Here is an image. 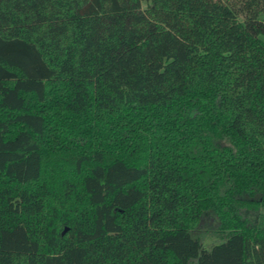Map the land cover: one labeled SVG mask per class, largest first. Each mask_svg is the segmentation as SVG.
<instances>
[{
    "label": "trees",
    "instance_id": "16d2710c",
    "mask_svg": "<svg viewBox=\"0 0 264 264\" xmlns=\"http://www.w3.org/2000/svg\"><path fill=\"white\" fill-rule=\"evenodd\" d=\"M0 264H264V0H0Z\"/></svg>",
    "mask_w": 264,
    "mask_h": 264
},
{
    "label": "rangeland",
    "instance_id": "374dc122",
    "mask_svg": "<svg viewBox=\"0 0 264 264\" xmlns=\"http://www.w3.org/2000/svg\"><path fill=\"white\" fill-rule=\"evenodd\" d=\"M214 241H215L214 238L209 237V238L206 240V244L211 245Z\"/></svg>",
    "mask_w": 264,
    "mask_h": 264
},
{
    "label": "water",
    "instance_id": "95a60500",
    "mask_svg": "<svg viewBox=\"0 0 264 264\" xmlns=\"http://www.w3.org/2000/svg\"><path fill=\"white\" fill-rule=\"evenodd\" d=\"M64 231H66V229Z\"/></svg>",
    "mask_w": 264,
    "mask_h": 264
}]
</instances>
